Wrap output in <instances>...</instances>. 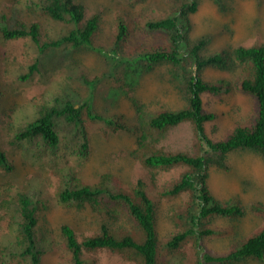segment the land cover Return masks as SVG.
Wrapping results in <instances>:
<instances>
[{"label": "trees", "instance_id": "obj_1", "mask_svg": "<svg viewBox=\"0 0 264 264\" xmlns=\"http://www.w3.org/2000/svg\"><path fill=\"white\" fill-rule=\"evenodd\" d=\"M177 1L178 6L171 12L145 21L143 30L152 35L151 41L140 43V47L130 54L131 57L123 58L121 62L124 65L122 75L128 86H133L141 75L155 66L167 64L172 79L184 84L185 105L178 109L150 111L143 109L131 97L136 104L138 125L135 147L130 155L144 168L154 172L184 168L177 179L160 186V190L157 188L162 198L187 194L180 208L171 211V220L180 229L168 238L165 250H175L190 240L197 252L196 264H234L245 260L264 264V224L241 244L230 247L226 254L210 252L205 241L216 232L210 226V220L215 217H240L244 213L238 201L220 202L212 196L207 186L209 170L228 171L229 154L237 149L259 154L264 163V41L206 52L210 35H202L195 40L189 38V15L196 12L198 0ZM213 1L221 5L222 0ZM23 8L26 12L40 13L60 22L66 25V29L54 40L39 44L40 30L36 22L26 23L16 17L12 20L2 16L0 34L4 40L27 37L40 50L80 46L97 50L92 39L97 29V16L85 18L83 8L73 0H25ZM131 32L125 22L119 21L111 51L117 52L118 46L126 41ZM207 67L228 70L238 67L241 75L234 84L224 79L210 81L204 77ZM113 71L112 67V74L108 75L114 76ZM40 72L39 61L35 60L25 72L19 73V79L25 80ZM77 78L86 85V97L74 91L64 80L54 82L40 97L31 100L24 112L17 114V127L10 142L23 157L31 161L45 159L52 165L59 179L58 204L77 210L89 208L114 221L125 216L134 224L133 229L102 224L98 232L85 235L80 240L70 226L64 225L61 229L62 242L70 252L71 264H86L84 252L99 249L128 251V257L137 259L141 264H158L161 252L157 211L154 201L147 194L146 184L138 181L133 188L126 189L119 178L109 173H102L96 182L87 183L68 163L70 158L77 161L88 158L89 123H100L113 131L128 128L119 116L104 115L94 108V86L99 77L87 78L81 72ZM116 80L122 82L121 76H116ZM234 88L249 94L254 100L255 113L251 123L237 124L223 138L209 137L205 124L215 120L217 114L205 108L202 95L228 94ZM183 122L192 126L191 150L166 148L162 143L166 133ZM61 160L66 164L59 167L57 161ZM0 169H12V163L1 146ZM31 188L34 190L35 186ZM8 203L11 206L9 228L14 240L3 246L4 255L25 259L28 264H41L42 256L51 249L43 233L36 229L37 211L42 201L34 197L29 189H23L18 190ZM251 208L264 218V206L257 204Z\"/></svg>", "mask_w": 264, "mask_h": 264}, {"label": "rangeland", "instance_id": "obj_2", "mask_svg": "<svg viewBox=\"0 0 264 264\" xmlns=\"http://www.w3.org/2000/svg\"><path fill=\"white\" fill-rule=\"evenodd\" d=\"M25 0H0V18L6 16L22 19L26 23L36 22L40 30V43L54 40L66 29V25L48 19L40 13H29L23 8ZM84 10L85 18L97 16V29L92 37L96 49L86 46L78 48L48 47L40 50L29 38L4 40L0 34V146L12 163L11 171L0 169V264H28L25 259L9 258L3 246L13 241L9 228L11 206L8 200L18 190H30L42 201L37 211L36 229L43 233L51 249L42 256L41 264H71V255L62 242L61 229L70 226L77 239L100 230L102 224L120 229L135 226L125 217L117 221L89 208L77 210L58 204L56 194L59 179L52 165L45 159L31 161L23 157L11 144L12 133L17 127V114L24 112L31 100L40 97L53 83L64 80L81 96L86 97V85L79 81V73L87 78L99 77L94 86V108L108 116L116 115L128 126L125 130L113 131L100 123H89L90 153L85 161L70 158L77 175L87 183L96 182L102 173L120 179L124 188L131 189L138 181L146 184L147 194L154 201L157 211L159 250L158 264H196L197 252L192 241L183 242L179 248L167 251L165 243L178 231L170 214L187 198L182 193L174 198H162L157 188L179 177L183 167L154 172L144 168L130 155L135 147L137 130L136 104L150 111L178 109L185 105L184 84L172 79L167 64H159L150 72L141 75L133 86L125 84L123 58L140 47V43L151 41V34L143 30L146 20L169 13L178 6L177 0H73ZM218 5L213 0H198L196 12L189 15L191 30L189 38L195 40L210 35L206 52L232 49L237 45L249 46L264 41V0H222ZM13 20V19H12ZM125 22L132 32L122 42L117 52L114 37L118 22ZM129 49V50H128ZM39 61L40 73L20 80V74L28 65ZM114 68V76L110 71ZM241 75L238 67L231 70L207 67L204 77L215 81L224 79L234 84ZM121 76L122 82H117ZM124 82V83H123ZM233 86V85H232ZM205 108L217 114L215 120L205 124L209 137L223 138L237 124H249L255 113L253 98L234 88L228 94L202 95ZM19 115V114H18ZM30 120V118H28ZM163 145L172 150L190 151L193 131L189 122L170 129ZM62 161V160H61ZM57 161L58 166L66 164ZM228 171L209 170L207 186L220 202H239L243 215L234 218L215 217L209 221L216 232L206 238L210 252L226 254L230 247L238 246L247 237L256 233L264 224L263 216L251 207L264 206V163L261 156L247 149H237L229 154ZM154 174V176H153ZM35 186L34 190L31 188ZM31 186V187H30ZM40 191V192H38ZM180 229V228H179ZM86 264H141L128 257V251L99 249L84 252ZM234 264H262L245 260Z\"/></svg>", "mask_w": 264, "mask_h": 264}]
</instances>
